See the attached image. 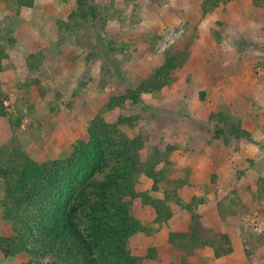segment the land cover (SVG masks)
Instances as JSON below:
<instances>
[{
	"label": "rangeland",
	"instance_id": "rangeland-1",
	"mask_svg": "<svg viewBox=\"0 0 264 264\" xmlns=\"http://www.w3.org/2000/svg\"><path fill=\"white\" fill-rule=\"evenodd\" d=\"M76 1L0 0V98L8 112L0 114V161L2 147L14 145L38 162L65 158L96 116L134 117L123 130L145 137L140 156L158 179L138 171L130 181L144 199L135 208L142 230L127 242L139 264H264V7L90 0L105 15L93 27L73 17ZM95 38L108 41L97 52ZM182 50L188 56L171 83L119 103ZM3 185L0 177V200ZM192 214L206 227L240 230L244 256L215 258L209 247L171 239ZM12 233L0 204V236ZM28 259L0 252V264Z\"/></svg>",
	"mask_w": 264,
	"mask_h": 264
},
{
	"label": "trees",
	"instance_id": "trees-1",
	"mask_svg": "<svg viewBox=\"0 0 264 264\" xmlns=\"http://www.w3.org/2000/svg\"><path fill=\"white\" fill-rule=\"evenodd\" d=\"M229 1L205 3L214 8ZM251 1L264 7V0ZM33 2L18 0L29 7ZM76 2L73 17L78 20L96 27L97 20L105 16L104 8L90 0ZM102 43L106 46L108 41L95 38L93 51L100 50ZM187 56L186 50L171 51L166 63L137 87L127 89L119 103H137L143 94L171 83ZM37 65L35 61L29 67ZM0 114L8 115L2 98ZM136 120L126 117L110 122L96 116L87 127L86 137L75 140L65 158L38 162L18 145L2 147L0 204L2 217L10 222L13 233L0 236V252L6 257L25 254L29 259L24 264H34L38 257L47 258L45 264H139V257L127 248V242L142 230L135 208L144 199L130 187V181L138 171L153 175L154 183L158 179L140 156L145 137H131L123 130L122 126L132 127ZM10 122L15 128L21 124V120ZM170 236H179L192 247H209L215 258L234 249L227 232L204 226L197 214H192L186 231Z\"/></svg>",
	"mask_w": 264,
	"mask_h": 264
},
{
	"label": "crops",
	"instance_id": "crops-1",
	"mask_svg": "<svg viewBox=\"0 0 264 264\" xmlns=\"http://www.w3.org/2000/svg\"><path fill=\"white\" fill-rule=\"evenodd\" d=\"M232 244H233V251H234V256L236 255L237 257H242L244 256V240L242 239V234L240 233V230H237V235L228 233ZM232 251V252H233Z\"/></svg>",
	"mask_w": 264,
	"mask_h": 264
}]
</instances>
